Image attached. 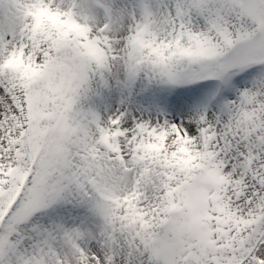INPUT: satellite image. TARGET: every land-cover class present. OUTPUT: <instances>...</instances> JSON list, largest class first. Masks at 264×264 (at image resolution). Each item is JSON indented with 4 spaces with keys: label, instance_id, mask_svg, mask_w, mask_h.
<instances>
[{
    "label": "snow or ice",
    "instance_id": "snow-or-ice-1",
    "mask_svg": "<svg viewBox=\"0 0 264 264\" xmlns=\"http://www.w3.org/2000/svg\"><path fill=\"white\" fill-rule=\"evenodd\" d=\"M0 264H264V0H0Z\"/></svg>",
    "mask_w": 264,
    "mask_h": 264
}]
</instances>
